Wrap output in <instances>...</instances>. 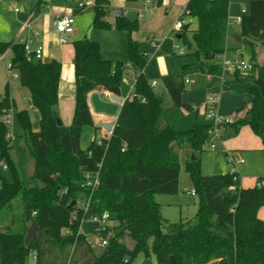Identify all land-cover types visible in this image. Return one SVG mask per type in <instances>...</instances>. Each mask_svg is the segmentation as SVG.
Segmentation results:
<instances>
[{"label":"trees","instance_id":"1","mask_svg":"<svg viewBox=\"0 0 264 264\" xmlns=\"http://www.w3.org/2000/svg\"><path fill=\"white\" fill-rule=\"evenodd\" d=\"M228 5L229 0L186 3L189 17L197 24L191 32L194 43L191 54L203 63L200 69L205 74L221 73L216 56L226 51ZM108 8L107 0H94L92 27L113 26L126 32L127 58L124 61L102 58L99 44L91 39L72 42L75 94L68 126L57 125L52 114L58 99L60 63L27 60L21 42L0 41V54L9 50L10 70L28 90L40 116L39 128L33 130L28 112L15 111L20 146L31 161L25 184L20 160L7 136L10 125L2 119L3 114L14 109L5 85L0 94V165L10 171V179L0 173V264H28L30 256L33 264H131L138 253L145 258L153 256L157 264H264V219L257 216L258 208L264 206V185L258 178L254 186L232 191L228 189L233 184L232 177L227 172L201 174L196 152L208 141L207 122L195 123L183 131L169 125L158 127L164 114L162 96L143 76L147 57L130 36L138 22L122 14L110 23L106 19ZM239 25L240 38L264 46V0H251L247 13L240 16ZM186 31L182 29L179 37L185 39ZM126 62L131 63L136 73L135 96L126 98L120 106L108 139H93L87 148L81 149L82 129L93 125L86 101L88 92L101 87L119 94ZM252 65L256 74L247 77L251 82L250 104L246 109L237 108L235 114L244 112L228 126L234 134L242 126H248L264 150V95L253 83L257 74L264 81V62ZM161 82L172 107L193 110L192 105L181 100L185 90L182 74L165 75ZM227 84L225 80L224 89ZM195 116L199 118L197 110ZM182 147L194 153L193 160H187L184 168L198 197L196 220L168 223L161 216L154 195L177 192L178 152ZM98 164L99 185L89 213L108 211L110 221L115 223L95 231L108 236L101 253L96 254L80 231L82 212L74 203L86 195L81 186L83 173L95 171ZM16 198L20 200L22 223L14 231V218L9 211ZM31 220L38 225V231L25 244L27 223ZM124 238L133 241L131 249L126 247Z\"/></svg>","mask_w":264,"mask_h":264},{"label":"crops","instance_id":"2","mask_svg":"<svg viewBox=\"0 0 264 264\" xmlns=\"http://www.w3.org/2000/svg\"><path fill=\"white\" fill-rule=\"evenodd\" d=\"M187 1L188 0H107L110 7L112 6L123 9V14L127 18H129V15H127L126 12L128 9L130 11H134L135 9L136 14L141 11L142 16L140 19L136 18L138 27L130 36L136 41L139 51L144 53L147 57V62L142 69L143 76L148 83L155 82V85L151 87L161 94L162 99L164 97V92H167L161 82L163 76L182 74L184 88L185 84L188 82L184 76L188 59L181 60L176 58L177 56L187 55V48L183 55H176L173 52V45L176 43V39H180L179 33H176L174 38L170 36L171 26L179 17L181 10L183 6L186 5ZM72 2V4H68L67 0H54L52 4L48 5L46 0H42L41 3H46L45 7L40 9V5L38 6L36 3L33 9H27L21 16H19L15 21L14 26L6 24L8 22H0V41H20L21 38L30 37L34 32L36 33V38L42 45L41 60H55L60 63L61 69L57 91L58 99L53 111L64 126H68L71 123L74 112L75 78L73 71L74 50L72 42L77 39H91L99 44L102 58L109 61H124L127 58L119 60L121 57L119 56L121 53V48L118 43L119 35H117V33H115L117 31L113 29H110L107 32L96 31V33H94L92 29L90 34L81 37L80 29L78 25L74 26V21L73 33L65 36V43L59 41L61 35L54 30V18L57 15H72L74 18V14L77 12V2H83L84 5H86V3L92 5L94 0H72ZM16 9L17 8H15V12H19V10L17 9L16 11ZM164 13H167L166 16H164ZM145 15L147 17H143ZM186 17H189V15L186 14L184 20ZM106 19L110 23H113V20H111L112 18L108 19L107 17ZM190 23L191 20L185 21L187 29L190 26ZM228 25L229 15L225 38L226 51L223 54L229 59H235L238 57L236 52L239 53V57L241 56V53L238 48L232 44L233 41L237 40H235V34H230ZM150 34H152L154 40L158 44L156 48L152 47L149 43ZM88 35L90 38H87ZM240 39L238 41H240ZM249 44L252 45V42H249ZM231 50L234 52H231ZM9 59V50L0 54V94H3L4 87L7 84L9 97L14 104L13 110H26L29 114L32 129L38 130L40 120L39 113L31 103L28 90L20 85L17 78L10 77L7 69ZM198 66L199 78L197 83L195 86L191 87L190 90L185 89L181 95L182 102L193 106V110L190 112H193L194 114L195 123H201L198 122L200 118H203L199 107L209 92H213L218 96L217 111L220 115L232 116L235 114L237 108L243 106L246 109L249 106L251 101V94L249 93L251 82L247 80V77L252 75L251 73L242 71L236 72L234 75L238 78L237 81L235 80L234 75L227 77L226 81L228 84L224 89L223 82L220 81L218 75L203 73L200 69V66H202L200 61H198ZM132 74L133 73H130L127 76L130 81L133 77ZM230 78L233 80H228ZM158 85L162 90L161 92L157 90ZM123 86L126 87V91H122L120 87L119 94H112L101 87L88 92L86 101L93 125L85 126L81 133L84 134V132H89L90 128L93 131L92 140H99L102 138L108 139L110 137L119 108L126 99V95L129 91L128 85L123 84ZM224 101L227 102L226 105H224ZM196 110L199 118H196L195 116ZM243 112L244 111L240 113L243 114ZM164 114L161 120L165 126L168 124L165 121ZM223 129L221 128V130ZM260 149L262 150V145ZM234 151L240 155L238 151ZM258 178L261 182L262 177L258 176L256 180ZM260 184H262V182ZM28 264H33V256L29 257Z\"/></svg>","mask_w":264,"mask_h":264},{"label":"rangeland","instance_id":"3","mask_svg":"<svg viewBox=\"0 0 264 264\" xmlns=\"http://www.w3.org/2000/svg\"><path fill=\"white\" fill-rule=\"evenodd\" d=\"M39 0H0V22H8L6 24L10 26H14L15 21L22 15L27 9H33L38 3ZM47 1V4L50 5L54 0ZM250 0H229V32L230 34H235V36L239 35L240 25L236 22V19L239 18L242 14L247 13L248 4ZM68 4H72V0H67ZM46 3H39L40 9L45 7ZM38 5V6H39ZM110 7V6H109ZM15 8L19 10V12H15ZM111 8H117L112 7ZM244 9V11L242 10ZM17 11V10H16ZM124 11V10H123ZM127 15H129V19L134 20V18L140 19L138 15L133 10H127ZM124 13V12H123ZM133 14V15H132ZM167 13H164L166 16ZM132 15V17H131ZM94 16L93 4L89 5L86 3L81 11L76 12L74 14V26L78 25L80 29V36L84 37L86 34H90V32L94 31H102L107 32L110 29H113L119 35V47L121 48V53L119 54L120 59L124 60L127 57V33L121 30L115 29L111 26L109 29H99L92 27V20ZM108 19L109 16H107ZM106 17V18H107ZM143 17H147L146 15ZM114 20V19H111ZM191 20L190 26L188 27V31L185 32V39L180 38L176 39V44L181 47L187 48V55L177 56L176 58L181 60L188 59L187 68L184 71V76L187 79V83L185 84V89L190 90L191 87L195 86L198 81V61L191 54V51L194 49V43L192 40L191 32L196 28L197 24L195 19L191 17H186L185 21ZM87 38H90L88 35ZM231 39V38H230ZM236 40V38H235ZM233 46H236L241 53L239 57V53L237 56L240 59H243L246 63H249L251 67H253L252 63H255L257 66L264 62V46H261L258 42H255L253 45H250L247 41L242 38L240 41H233ZM231 52H234L231 50ZM252 75H255L256 72L252 68L247 71ZM249 77V76H248ZM122 91H126V87L121 84ZM157 90L161 92V88L158 85ZM4 92V91H3ZM227 102L224 101V105ZM162 110L165 112L164 118L169 126H171L176 131H183L191 128L196 122L194 119L193 112H186L179 110L178 108L172 107V102L167 94L164 92V97L162 99ZM9 114L12 115L11 125H10V133L12 135V145L14 147V155L19 158L20 162V172L22 175V179L25 184H28V177L31 170V161L23 152L20 146L19 133L20 129L15 119V110H10ZM242 115L233 114L232 117L235 120L237 117ZM203 118H200L198 122H204ZM164 124L162 120L158 123V127H163ZM225 128V129H223ZM223 130L218 131V135H209L208 141L203 146L202 150L196 152L197 157L199 158L200 164V172L202 175L207 176L211 175L217 166L218 169L221 170L222 173L227 172L226 166V157L223 152H235L234 150L240 153V157H242L244 163L238 168V185L241 188L252 187L256 184V178L258 176L262 177V185H264V150H261V143L257 136L250 130L248 126H242L240 131L237 134L233 133L231 126L222 127ZM86 131V130H85ZM93 131L89 128V132L81 133L80 136V147L81 149L87 148V146L92 141ZM220 135V137H219ZM97 140V139H96ZM214 144L215 148H209V143ZM191 152L182 147L179 151V178H178V190L174 194H155L154 200L160 204V214L166 219L168 223H177V222H195V213L197 209L198 197L197 195L189 194V191L193 189L188 174L185 171V162L190 160ZM0 173L6 178L10 179V171L8 169H4L0 165ZM20 200L16 198L13 201L12 210L9 211V215L13 216L14 224L13 229L17 231L20 229L21 221L20 214L21 209L19 207ZM257 216L260 219H264V206H261L257 210ZM115 222L110 221L109 227L112 226ZM29 224L27 223V227ZM99 225L90 220V218H86L81 222L80 231L83 233L88 239L96 254L101 253L103 247L100 246L101 238H104L100 234L95 233L98 229ZM105 236V235H104ZM124 243L126 247L131 249L133 247V241L129 238H124ZM131 264H157L153 256L149 258H145L143 253H138L132 260Z\"/></svg>","mask_w":264,"mask_h":264},{"label":"built area","instance_id":"4","mask_svg":"<svg viewBox=\"0 0 264 264\" xmlns=\"http://www.w3.org/2000/svg\"><path fill=\"white\" fill-rule=\"evenodd\" d=\"M186 6V5H185ZM183 6L179 17L174 21L173 25L170 29V36L175 37L176 33H180L182 29L185 27L184 16L188 14L186 7ZM84 7L83 2H77L76 11H81ZM17 10V9H16ZM244 11V9H242ZM123 14V9L121 8H111L109 7L107 10V16L112 19L120 17ZM138 17L142 16L141 11L137 13ZM236 22H240V17L236 19ZM73 23L74 18L72 15H57L53 20L54 30L61 35L59 41L61 43L66 42L65 36L73 33ZM23 45L24 53L27 60H41L42 58V45L36 38V33H32L28 38H21L20 41ZM149 43L152 47L156 48L158 46L157 42L154 40L152 34L149 35ZM186 48L181 47L178 44L173 45V52L176 55H183L185 53ZM216 61L221 65V73L218 75L221 82H224L227 77L233 76L236 72H247L252 69L249 63H246L243 59L239 57L235 59L227 58L223 53L216 56ZM7 69L10 77L17 78V74L15 72H11L10 63L7 64ZM133 73V77L131 81L128 79V74ZM136 73L132 69V65L130 62H126L124 64V74L121 78V84H126L129 86V91L126 95V98H133L134 94V86H135ZM151 86L155 85V82L150 83ZM218 105V96L209 92L203 103L200 105V112L205 120L209 124L208 134L209 135H218V131L226 126L231 124L234 119L232 116L220 115L217 111ZM12 115L8 113L3 114L2 119L8 125H11ZM10 139H12V135L9 132L7 135ZM209 143V148H215L214 144ZM226 166L227 173L232 177L233 184L228 187L229 190L235 191L239 188L238 185V168L241 164L244 163L242 157L237 152H226ZM6 169V166H2ZM99 167L100 164L97 165V169L95 171H87L83 173L82 187L86 190V195L78 198L75 201V207L77 210L82 212L81 222L87 217L90 218L91 221L97 223L99 225L98 228L104 229L106 226H109L110 222V214L108 211H103L102 213H89L90 205L92 201V196L96 191L99 185ZM237 182V184H236ZM189 194L194 195L195 192L193 189L189 191ZM86 216V217H85ZM76 213L73 214L72 218L75 219ZM68 232V231H66ZM108 236L101 238L100 246H104L106 244Z\"/></svg>","mask_w":264,"mask_h":264},{"label":"water","instance_id":"5","mask_svg":"<svg viewBox=\"0 0 264 264\" xmlns=\"http://www.w3.org/2000/svg\"><path fill=\"white\" fill-rule=\"evenodd\" d=\"M184 28L187 29V25H185ZM239 39H240L239 36H236V40L238 41ZM201 64L203 65L202 62H201ZM228 80H233V79L230 78ZM253 83L258 86L260 93L262 95H264V81H262V79L259 76V74L256 75V78L253 81ZM52 114H53V117H54L57 125H61V121L58 118V116L56 115V113L53 111ZM193 158H194V153L191 152L190 160H193ZM213 173L214 174L221 173V170L218 169L217 166H216L215 169H214V171H213ZM37 231H38V225L36 224V222L34 220H31L30 223H29V226H28V228L26 230V234H25V238H24V243L25 244H28L29 241L33 238V236L37 233ZM172 260H173V258L171 257V261Z\"/></svg>","mask_w":264,"mask_h":264}]
</instances>
